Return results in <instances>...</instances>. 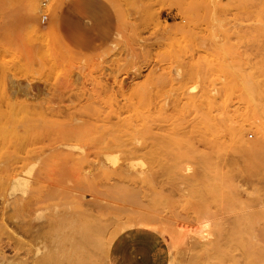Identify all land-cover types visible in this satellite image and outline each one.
<instances>
[{
  "label": "rangeland",
  "instance_id": "obj_1",
  "mask_svg": "<svg viewBox=\"0 0 264 264\" xmlns=\"http://www.w3.org/2000/svg\"><path fill=\"white\" fill-rule=\"evenodd\" d=\"M77 1L0 0V258L264 264V0H96L91 51ZM103 153L154 184L98 177Z\"/></svg>",
  "mask_w": 264,
  "mask_h": 264
},
{
  "label": "bare ground",
  "instance_id": "obj_2",
  "mask_svg": "<svg viewBox=\"0 0 264 264\" xmlns=\"http://www.w3.org/2000/svg\"><path fill=\"white\" fill-rule=\"evenodd\" d=\"M35 5H36V3H34ZM169 31V29L166 27L165 29H164V32L165 33H167ZM72 67V66H71ZM82 67V66H81ZM83 69V68H82ZM67 120H69V122L71 123V121H70V119H67ZM67 122V121H66ZM68 122V123H69ZM69 123V124H70ZM148 123H146V125H147ZM114 126V125H113ZM115 127V126H114ZM137 127H139V126H137ZM141 127H143V128H145L146 126L144 125V124H142L141 125ZM136 129V128H135ZM138 129V128H137ZM145 130V129H144ZM222 138V137H221ZM107 154V153H106ZM108 155V156H107ZM107 155H105L104 153H103V157H104V162H102L101 164H100V166H98V165H94L93 164V167L94 166H97V167H100V170H99V172L98 173H96V175L98 176V177H101V178H103V179H105V180H109V181H114V182H117V185L118 186H124V187H130V186H138V185H142L143 183H149V184H154V182H155V175H146L147 173H145V172H141V170H138L136 167H137V165L136 164H134L133 163V161L132 160H129L128 162H127V164L125 165V166H123V167H120V166H118L119 168H117L118 170H114V171H111L112 169H113V166H114V164L116 163V161L114 160V162L109 158V154H107ZM111 157V156H110ZM112 159H113V157H111ZM98 159V158H97ZM127 161V160H126ZM141 162V161H140ZM99 163H100V161H99ZM124 163V162H123ZM109 167V168H108ZM111 167H112V169H111ZM141 167V166H140ZM143 167V166H142ZM95 168V167H94ZM107 168H108V170H107ZM91 169H93V168H91ZM90 169V170H91ZM95 169H97V168H95ZM109 169H111L110 171H109ZM114 169H116V167H114ZM95 173V170L93 171V173L92 174H94ZM91 174V173H90ZM94 176H95V174H94ZM74 199V198H73ZM66 200V199H65ZM68 201V200H67ZM71 202V201H70ZM63 203H65V201L63 202ZM66 204H67V202H66ZM72 204V203H71ZM64 205V204H63ZM61 206H62V204H61ZM60 207V206H59ZM53 208H55V207H53ZM80 217H81V215H80ZM71 218V217H70ZM55 219V218H54ZM53 219V220H54ZM61 220H63L62 218H60ZM57 220V219H56ZM60 220V221H61ZM74 221V220H73ZM63 222V221H62ZM76 222V221H75ZM38 222H34V221H29V222H24V223H19L18 225H17V227H18V230L17 231H19L20 233H21V235H23V236H25V235H29L28 237H30L39 227H41V225H40V223H39V225L37 224ZM64 223H68V222H63V223H61V222H59V224H61V225H63ZM99 223V222H98ZM72 224V223H71ZM75 224V223H74ZM77 224H78V222H77ZM66 225V224H65ZM68 225V224H67ZM80 225V224H79ZM97 225H99V224H97ZM2 226V229H4V230H6V231H9L7 228L8 227H6L5 225H1ZM95 226V225H94ZM101 226V225H100ZM99 226V227H100ZM16 227V228H17ZM50 227L52 228H54V225L53 226H51L50 225ZM58 227V226H57ZM65 227V231H66V229H68V228H66V227H68V226H64ZM64 227H62V228H64ZM80 227H81V225H80ZM10 228V227H9ZM62 228H60L61 229V231H63L64 233L63 234H65V231L62 229ZM95 228V227H94ZM72 229H75V228H72ZM78 229H79V227H78ZM90 229V228H89ZM92 229V228H91ZM100 229V228H99ZM102 229V228H101ZM58 230V229H57ZM84 230H86L87 232H88V229H84ZM96 230V229H95ZM51 231V230H50ZM53 231H55V230H53ZM70 231H71V229H70ZM74 231V230H73ZM77 231V230H76ZM83 231V230H82ZM67 232V231H66ZM81 231H79V233H80ZM98 232V231H97ZM62 233V232H61ZM70 233H72V232H70ZM74 233V232H73ZM83 233H85V232H83ZM95 233H96V231H95ZM99 233V232H98ZM10 234L12 235V233L10 232ZM14 234V233H13ZM54 234V233H53ZM53 234H51V235H53ZM81 234V233H80ZM94 234V233H93ZM50 235V236H51ZM55 235V234H54ZM62 235V234H61ZM72 235V234H71ZM74 235H75V233H74ZM74 235H72L73 237H74ZM88 233H86L85 234V236H83L82 234H81V237L83 236V239L86 237V238H88ZM69 236V235H68ZM79 236V235H78ZM31 237H33V236H31ZM70 237V236H69ZM59 238V237H58ZM67 238V237H66ZM16 241H17V243H18V245H19V253H16L14 256H16V257H20V256H23L24 254H26V250H29L30 249V247H29V249L27 248V249H25L24 250V248L26 247L25 246V244H23L22 242H23V240L21 241V239H19V237H15L14 238ZM60 239V238H59ZM75 239H76V237H75ZM14 240V241H15ZM74 240V239H73ZM78 240V239H77ZM61 241V240H60ZM84 241V240H83ZM69 242H71V241H69ZM69 242H67L68 244H69ZM75 242H77V241H75ZM79 243H80V241H78ZM62 243V242H61ZM56 244H58V243H56ZM84 244V243H83ZM86 244V243H85ZM73 245V244H72ZM76 244H74V246H75ZM67 247H68V245H66ZM56 247V246H55ZM84 247V246H83ZM88 247V246H87ZM51 247H49L48 249H50ZM59 248V247H58ZM69 248V247H68ZM98 248V247H97ZM48 249H47V251H48ZM57 249V248H56ZM60 250H61V247L59 248ZM70 249H71V247H70ZM52 250H53V247H52ZM17 251V252H18ZM24 251H25V253H24ZM51 251V250H50ZM58 252H60V251H58ZM50 253H52V252H50ZM53 253H55V252H53ZM52 253V254H53ZM48 254V253H47ZM46 253H45V255H47ZM51 254V255H52ZM44 255V254H43ZM54 255H57V254H54ZM50 256V255H49ZM46 257V256H45ZM64 257V256H63ZM47 258H49V257H46V260L48 261V259ZM50 258H52L51 256H50ZM53 258H54V256H53ZM60 258V257H59ZM7 259H9L8 257H7ZM7 259L5 258V256H1V258H0V264H6V261H7ZM19 259V258H18ZM57 259V258H56ZM61 259V258H60ZM65 259V258H64ZM78 260V259H77ZM45 262V261H44ZM52 262V261H51ZM58 261H56V263H57ZM60 262H61V260H60ZM67 263H68V261H66ZM88 262V261H87ZM96 262V261H95ZM94 262V263H95ZM35 263L36 264H38L37 262H36V260H35ZM80 263V261L78 262V264ZM93 263V262H92ZM8 264V263H7ZM45 264V263H44ZM47 264V263H46ZM50 264H52V263H50ZM81 264V263H80ZM83 264V263H82Z\"/></svg>",
  "mask_w": 264,
  "mask_h": 264
},
{
  "label": "crops",
  "instance_id": "obj_3",
  "mask_svg": "<svg viewBox=\"0 0 264 264\" xmlns=\"http://www.w3.org/2000/svg\"><path fill=\"white\" fill-rule=\"evenodd\" d=\"M96 0H80L72 3L64 13V33L69 44L81 51H91L103 44L102 34L107 12ZM108 22V21H107Z\"/></svg>",
  "mask_w": 264,
  "mask_h": 264
}]
</instances>
